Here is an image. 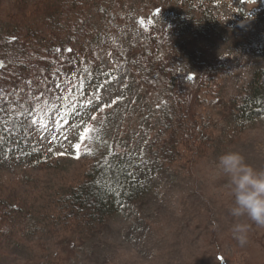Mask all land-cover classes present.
Listing matches in <instances>:
<instances>
[{
	"label": "rangeland",
	"instance_id": "rangeland-1",
	"mask_svg": "<svg viewBox=\"0 0 264 264\" xmlns=\"http://www.w3.org/2000/svg\"><path fill=\"white\" fill-rule=\"evenodd\" d=\"M65 21L83 30L73 34L82 57L90 51L108 75L101 82L96 75L90 85L84 119L91 124V117L117 109L118 149L155 151L166 141L175 159L156 174L143 201L84 239L71 221H61L63 205L101 156L104 141L93 138L76 151L85 126L56 127L46 112L49 97L38 100L37 87L47 77L34 68L26 90L36 89L31 100L42 111L27 134L48 163L0 162V264H264V228L230 214L226 179L215 172L229 151L264 169V115L241 126L231 107L255 73L264 72V0H0V65L12 63L9 38L30 32L36 45L43 32L60 35L55 29ZM135 53L158 71L175 72L169 97L130 78L128 56ZM79 69L82 78L92 75L90 64ZM158 71L153 80L161 79ZM241 221L250 224L243 245L231 232Z\"/></svg>",
	"mask_w": 264,
	"mask_h": 264
},
{
	"label": "trees",
	"instance_id": "trees-1",
	"mask_svg": "<svg viewBox=\"0 0 264 264\" xmlns=\"http://www.w3.org/2000/svg\"><path fill=\"white\" fill-rule=\"evenodd\" d=\"M59 22L60 20L57 21L58 26ZM75 27L77 26L65 21L60 25V29H55L64 34L59 32L57 34L60 35H48L43 32L41 36L44 37H40L36 45L32 43L35 37L30 32H21L20 36L9 38L5 44L14 55L12 63L0 66V108L4 109L0 111V162L18 158L33 167L48 163V157L27 134L31 125L38 124L36 118L42 111V108H37L31 100L37 94L36 89L27 91L32 87L28 78L34 68L38 67L47 77L45 83H39L37 87V91L40 88L42 90L38 100L43 96L49 97L50 102L47 103H51V114L49 108L46 112L52 116V120L55 119L56 127L61 128L62 125L68 124L83 128L85 126L94 129L91 132V140L100 138L99 143L102 142L100 140L104 141L101 143L102 154L92 163L83 183L69 189L68 199L63 205V219L59 216L63 222L71 221L69 224L75 226L77 232L88 240L105 230L112 216L143 201L152 191L156 174L175 158L171 157L166 141H161L155 151L153 147L145 151L130 146L123 150L118 149L114 144L116 138L113 135L115 126L121 121V112L117 109L107 115L102 113L91 124L90 117L84 119V115L89 111L90 85L95 78L99 77L98 82L108 75L102 72L100 64L90 51H85L86 56L82 57L81 51L77 50L80 37L73 34L77 35L83 30H76ZM158 35L160 34L155 29L154 36ZM260 52L264 56V47ZM144 57L145 55L140 53L128 56L130 78L133 75L141 81L146 91L159 88L161 93L169 97L170 91L175 87V72L164 69L158 71ZM83 63L90 64L93 69L92 75L85 78L80 77L82 74L79 68ZM11 64L12 69L8 70ZM155 71H158V74L160 72L161 79H152ZM96 75L98 77H95ZM162 84L164 87L160 88ZM69 96L71 99H64ZM73 104L75 108L66 107ZM231 107L234 109L233 118L241 126L251 124L257 117L264 115V72L255 73L246 95ZM62 116H66V122ZM163 117L165 120L161 125L167 130L171 128L168 111L162 112ZM32 120L37 123L33 124Z\"/></svg>",
	"mask_w": 264,
	"mask_h": 264
},
{
	"label": "clouds",
	"instance_id": "clouds-1",
	"mask_svg": "<svg viewBox=\"0 0 264 264\" xmlns=\"http://www.w3.org/2000/svg\"><path fill=\"white\" fill-rule=\"evenodd\" d=\"M215 172L226 179L224 186L233 199L230 214L264 228V169L252 167L243 155L229 151L219 157ZM249 228V223H234L231 229L233 238L243 245Z\"/></svg>",
	"mask_w": 264,
	"mask_h": 264
},
{
	"label": "snow or ice",
	"instance_id": "snow-or-ice-1",
	"mask_svg": "<svg viewBox=\"0 0 264 264\" xmlns=\"http://www.w3.org/2000/svg\"><path fill=\"white\" fill-rule=\"evenodd\" d=\"M139 23L141 24V26H143L144 21L141 20V21H139ZM57 51H59V50H57ZM69 51H71V49H69ZM0 66H2V65H0ZM64 99L65 100H69V99H71V97L70 96L69 97H64ZM89 103H91V101H89ZM66 107L75 108V105L74 104L73 105H66ZM0 111H4V109L0 108ZM61 118L64 119V121L66 122V116H62ZM91 119L95 120L96 118L95 117H91ZM32 123L35 124V123H37V121L36 120H32ZM41 123H42V121H41ZM92 131H94V129H90V128L85 127L83 129V131L78 135V139L81 142L80 143H76L74 145V147H75V149H76V151L78 153L82 150L83 145L86 144L88 141H90L92 139V137H91V132ZM53 139H55V137H53ZM85 154L91 155L92 153L89 150L85 149ZM77 158H79V157H77Z\"/></svg>",
	"mask_w": 264,
	"mask_h": 264
}]
</instances>
